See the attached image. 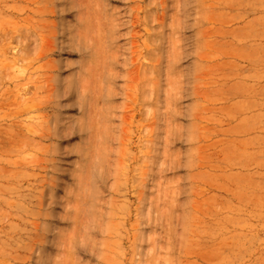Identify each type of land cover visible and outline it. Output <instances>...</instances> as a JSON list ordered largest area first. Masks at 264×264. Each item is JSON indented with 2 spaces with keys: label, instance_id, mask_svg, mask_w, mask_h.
Masks as SVG:
<instances>
[{
  "label": "rangeland",
  "instance_id": "rangeland-1",
  "mask_svg": "<svg viewBox=\"0 0 264 264\" xmlns=\"http://www.w3.org/2000/svg\"><path fill=\"white\" fill-rule=\"evenodd\" d=\"M0 264H264V0H0Z\"/></svg>",
  "mask_w": 264,
  "mask_h": 264
},
{
  "label": "bare ground",
  "instance_id": "bare-ground-1",
  "mask_svg": "<svg viewBox=\"0 0 264 264\" xmlns=\"http://www.w3.org/2000/svg\"><path fill=\"white\" fill-rule=\"evenodd\" d=\"M116 1L117 0H113V2H116ZM60 15H61V17H63V16L66 17V18L68 17V13L66 11H61ZM66 50H67L66 48H60L59 55H61V53H65L67 55H75V53H68V52L66 53ZM86 50H87V53H88V51H90V48H87ZM82 54H83V57H84L86 53H82ZM104 54H105V52L103 53V55ZM76 105H77L76 107H77L78 113L79 112H83L84 106H85L83 104V101L81 102V100L79 99V101H78V103ZM38 106H40V108H38ZM71 107H73V105L62 107L61 105H56L54 103L47 102V103H41V104L35 106V110L36 111L37 110H44V111L50 110V111H58L59 113H63L64 109L69 111V112H71L73 110V108H71ZM30 108H31V106H30ZM27 110H29V108H25V109L21 110V114L24 111H27ZM84 132H86V131H84ZM71 136H72V138L74 137L73 134H68L67 135V133H66V131L64 130L63 127H58L56 131L50 132L48 134H45L42 137L45 138L46 140H54L57 143H60L64 138H69Z\"/></svg>",
  "mask_w": 264,
  "mask_h": 264
}]
</instances>
